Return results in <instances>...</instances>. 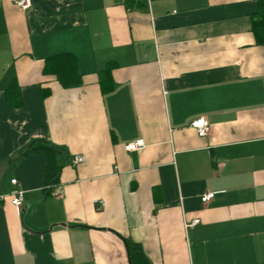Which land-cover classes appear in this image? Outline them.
I'll list each match as a JSON object with an SVG mask.
<instances>
[{"label": "crops", "instance_id": "1", "mask_svg": "<svg viewBox=\"0 0 264 264\" xmlns=\"http://www.w3.org/2000/svg\"><path fill=\"white\" fill-rule=\"evenodd\" d=\"M17 1L0 0V192L21 188L23 211L0 203V264H131L125 238L153 264H264L260 0ZM68 52L73 87L43 70Z\"/></svg>", "mask_w": 264, "mask_h": 264}, {"label": "trees", "instance_id": "2", "mask_svg": "<svg viewBox=\"0 0 264 264\" xmlns=\"http://www.w3.org/2000/svg\"><path fill=\"white\" fill-rule=\"evenodd\" d=\"M252 31L256 42L264 44V0H260L259 8L253 15ZM43 70L45 74L54 76L64 87H73L82 83L81 73L78 69V60L73 53L68 52L49 56L45 60ZM100 84L104 91L115 87L112 72L109 68L100 72ZM11 88L9 89L10 98L17 100L19 98L18 94L13 90L11 91ZM30 151H40L46 154L45 176L47 184L50 186L58 184L61 167L59 151L42 140L33 141L25 153ZM125 242L131 264H153L144 252L142 245L129 238H125Z\"/></svg>", "mask_w": 264, "mask_h": 264}, {"label": "built area", "instance_id": "3", "mask_svg": "<svg viewBox=\"0 0 264 264\" xmlns=\"http://www.w3.org/2000/svg\"><path fill=\"white\" fill-rule=\"evenodd\" d=\"M17 4L20 5L22 8H28L30 6L29 0H19ZM191 126L194 127L198 135L206 136L210 130V121L207 117L202 116L197 119H194L191 122ZM145 146V142L143 139H138L136 141L130 142L125 145V149L127 151H136L141 150ZM85 160V157L82 154L75 155L72 159V164L76 165L81 163ZM11 183L17 185L18 180L16 178L11 179ZM23 194L24 191L21 188H18L12 192H0V203L4 202L7 198L10 199L12 205L15 207L18 214H21L23 211ZM53 194L57 197H61L63 195L62 190L58 189L57 191L53 192ZM216 192L215 191H207L201 196V200L203 202H208L214 198ZM100 202V201H99ZM102 202V201H101ZM104 205V203H101ZM198 219L193 220L192 222L186 223V226H194L198 223Z\"/></svg>", "mask_w": 264, "mask_h": 264}]
</instances>
